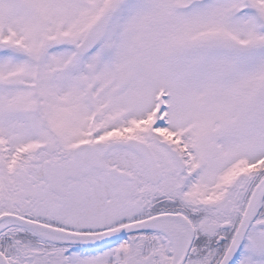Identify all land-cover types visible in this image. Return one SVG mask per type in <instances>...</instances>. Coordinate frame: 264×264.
Instances as JSON below:
<instances>
[{
    "label": "snow or ice",
    "instance_id": "snow-or-ice-1",
    "mask_svg": "<svg viewBox=\"0 0 264 264\" xmlns=\"http://www.w3.org/2000/svg\"><path fill=\"white\" fill-rule=\"evenodd\" d=\"M0 264H264V0H0Z\"/></svg>",
    "mask_w": 264,
    "mask_h": 264
}]
</instances>
